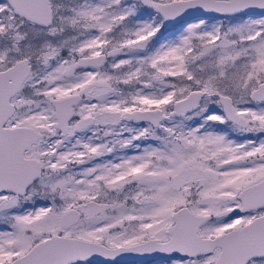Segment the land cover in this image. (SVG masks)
<instances>
[{
    "label": "snow or ice",
    "instance_id": "obj_1",
    "mask_svg": "<svg viewBox=\"0 0 264 264\" xmlns=\"http://www.w3.org/2000/svg\"><path fill=\"white\" fill-rule=\"evenodd\" d=\"M264 264V0H0V264Z\"/></svg>",
    "mask_w": 264,
    "mask_h": 264
},
{
    "label": "water",
    "instance_id": "obj_2",
    "mask_svg": "<svg viewBox=\"0 0 264 264\" xmlns=\"http://www.w3.org/2000/svg\"><path fill=\"white\" fill-rule=\"evenodd\" d=\"M129 263H131V264H132V262H129Z\"/></svg>",
    "mask_w": 264,
    "mask_h": 264
},
{
    "label": "flooded vegetation",
    "instance_id": "obj_3",
    "mask_svg": "<svg viewBox=\"0 0 264 264\" xmlns=\"http://www.w3.org/2000/svg\"><path fill=\"white\" fill-rule=\"evenodd\" d=\"M129 264H131V263H129Z\"/></svg>",
    "mask_w": 264,
    "mask_h": 264
}]
</instances>
